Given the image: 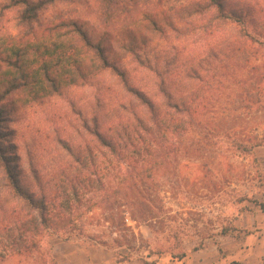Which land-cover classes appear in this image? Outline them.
Masks as SVG:
<instances>
[{
  "label": "rangeland",
  "instance_id": "1",
  "mask_svg": "<svg viewBox=\"0 0 264 264\" xmlns=\"http://www.w3.org/2000/svg\"><path fill=\"white\" fill-rule=\"evenodd\" d=\"M221 1L226 12L244 14L250 30L251 22L264 20V0ZM22 13L21 6L0 0V80L23 82L0 98V204L8 208L0 211V227L13 223L16 207L24 206L9 194L4 162H13L14 179L22 178L26 186L35 182L29 166L33 160L41 180L62 183L72 173L68 147L90 140L77 131L72 105L90 115L100 105L101 131L131 119L129 107L139 105L118 78L95 71L98 62L85 50L77 56L93 70L86 82L59 92L47 83L26 86L15 66L3 59L27 61L30 72L50 55L56 61L63 54L54 45L72 44L73 39L63 28L48 27L77 18L102 39L109 27L105 14L115 20L111 30H138L139 42H147L142 52L157 62L177 61L166 88L174 100L185 98L187 113L182 128L172 129L164 142L170 153L154 154L147 163L122 162L115 170L98 155L103 163L99 176L105 181L103 192L88 196L91 204H99L106 191L123 190L121 180L133 166L139 171L149 167L151 179L132 182L133 200L149 210L147 222L134 221L131 213L141 218L140 210L131 211L114 196L117 205L85 215L82 231L68 239L41 240L36 249L12 254L1 264H264V211L259 207L264 204V50L239 41L243 27L222 18L211 0H112L109 5L103 0L64 1L48 6L32 23L24 22ZM107 46L115 64L155 91V81L129 53L115 42ZM63 58L61 72L72 80V56ZM256 138L263 145L251 155L230 146L234 140L248 143ZM16 158L23 161L22 168ZM138 190L148 192L149 200L137 196ZM53 198L60 206L62 198ZM182 251L187 257L179 261Z\"/></svg>",
  "mask_w": 264,
  "mask_h": 264
},
{
  "label": "trees",
  "instance_id": "2",
  "mask_svg": "<svg viewBox=\"0 0 264 264\" xmlns=\"http://www.w3.org/2000/svg\"><path fill=\"white\" fill-rule=\"evenodd\" d=\"M10 1L14 3V6H21L23 9V21L32 23L40 17L41 12L45 11L48 6L64 1L73 3L75 0ZM103 1L105 4L108 2V5L109 2H112V0ZM211 1L212 4L216 5L222 18L243 27L238 32V39L239 41L242 40L241 43L250 44L252 49L261 48L264 50V20L251 22L253 27L250 30L244 14L228 13L221 0ZM108 10L106 5V12ZM104 16V23L109 27L105 30L106 32L102 33L104 35L102 39L90 33L87 30V24L77 18H66L60 21L58 25L48 27V31L65 29L72 36L73 41L72 44L54 45L56 52L63 54V56H57V60L54 61L50 55V59L41 64L35 71L30 72L32 64L27 61L15 64L10 58L3 59V61L8 62V66H15L16 72L20 73L24 82L27 83L26 86L36 81L38 84L47 83L53 91L59 92L64 86L76 87L79 83L86 82L92 74L91 71L93 70L87 68L77 56L80 51L85 50L86 53L92 54L98 62L95 71L97 73L109 72L118 78L123 89L134 97L139 105L133 102L129 107L131 119L118 122L107 131H101L100 128V105L97 104L92 115L72 105L78 127L77 131L81 136L85 134V137H90V140L72 142V146L68 147L72 156V166L70 167L72 173L62 183L53 180H41L33 160L32 162L29 161V166L35 182L26 186L23 184L22 178L19 182L14 179L15 174L12 172L11 166L13 162L8 160L4 162L8 174L7 178L11 181L10 187H8L9 194L20 199L24 206H22L23 208L21 205L16 207L15 211L18 216L13 223L0 227V264L12 254L36 249L41 240L54 236L68 239L76 232L82 231L85 226V215L92 213L96 208L105 206L108 208L111 203L117 205L118 201L113 200L114 196L126 201L125 206L131 207V211L140 210L141 218L131 213L134 221L144 219L146 215V218L151 217L147 207L137 205L136 199L133 200L132 196L133 189L136 187L132 183L133 181L143 179V177L145 179L152 178L149 167L139 171L137 167L133 166L132 172L126 173L121 180L123 190L115 189L110 193L106 191L104 195L98 197L99 204H91L88 196L96 191L103 192L104 188L105 180L99 176V168L103 163L98 155L107 162L108 168L115 170V165L117 166L122 162L137 163V161H143L147 163L148 158L154 154L170 153L171 148L167 147L164 142L169 139L168 134L172 129L180 130L185 123L183 116L187 113V102L181 96L177 98L178 100H174L166 88L167 81L173 76L171 71L177 61L157 62L155 58L149 56L148 52H142L147 42L145 41L143 44L139 42V35L142 34L138 30L122 28L116 29V31L111 30L115 20L108 15L104 14ZM152 23L156 27L160 26L155 18L152 19ZM255 23H257L256 26H254ZM112 42L119 44L121 50L132 56L134 63L139 66L140 70L152 77L156 85L155 91H148L138 80L133 79L127 71L122 70L118 64L114 63L111 59L113 50L111 48L109 50L107 46ZM67 54L72 56V80L65 76L64 71L61 72L62 69L64 70L65 61L63 57H66ZM27 64L28 66H26ZM186 71L188 74L196 73V69H187ZM22 83H15L9 79L0 80V98H4V95H7L14 88L17 89ZM262 145L263 141L259 138L248 143L234 140L230 144L233 150L245 155L253 154L255 149ZM3 157L7 159V157ZM16 160L19 168H22L23 161L17 158ZM131 185L133 186L130 187ZM124 190L125 193H123ZM6 193L8 195V191ZM136 194L142 199H148L149 196L145 190H138ZM56 195L63 200L62 203L60 202V206L53 198ZM259 207L264 211L263 203L259 204ZM0 211L6 212L8 208L2 203L0 204ZM146 218L144 221L147 222ZM107 222L110 223V221ZM120 226L122 224L116 226V229ZM123 226L126 227L124 222ZM186 257L187 254L182 251L176 258L182 261Z\"/></svg>",
  "mask_w": 264,
  "mask_h": 264
}]
</instances>
